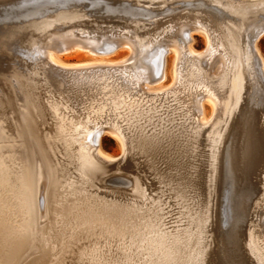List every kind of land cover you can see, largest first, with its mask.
<instances>
[{
  "label": "bare ground",
  "instance_id": "6f19581e",
  "mask_svg": "<svg viewBox=\"0 0 264 264\" xmlns=\"http://www.w3.org/2000/svg\"><path fill=\"white\" fill-rule=\"evenodd\" d=\"M168 1L0 0V264H43L51 259V239L66 244L52 225L37 226L38 206L51 196L45 182L53 184L55 214L79 211L82 218V202L66 201L81 189L67 180L61 183L60 176L71 165L97 184L100 168L116 167L106 163L115 156L101 149L103 133L122 146L125 164L113 173L127 177L129 188H124L130 191L103 208L119 228L134 232L141 225L153 232L148 238L163 255L158 264L177 260L173 248L162 245L167 235L162 226L168 222L196 228L204 264H264V61L254 44L264 31V0H178L176 10L164 7ZM91 6L120 13L114 18L121 23L117 35L99 34L88 24L70 25ZM28 29L32 35L44 34L30 36L31 43L24 45ZM195 30L205 36L202 50L191 45ZM23 45L50 64L40 83L22 67L8 64L4 49L16 53ZM119 47L127 48L125 56L102 57L107 54L102 49ZM71 49L99 56L86 62L113 66L109 77L114 86L107 94L123 127L94 122L97 109L91 124L80 130L82 121L71 120L60 101L48 95L42 104L41 82L83 104L93 96L91 71L60 68L68 63L56 54ZM168 49L174 56L172 80L161 85L160 93L146 94L160 91L149 86L164 80ZM203 100L209 104L207 113ZM197 120L212 125L221 120L225 130L211 127L220 135L208 140ZM81 138L90 148L79 143ZM216 223L222 229L219 246Z\"/></svg>",
  "mask_w": 264,
  "mask_h": 264
},
{
  "label": "rangeland",
  "instance_id": "374dc122",
  "mask_svg": "<svg viewBox=\"0 0 264 264\" xmlns=\"http://www.w3.org/2000/svg\"><path fill=\"white\" fill-rule=\"evenodd\" d=\"M170 2L172 5L170 4ZM174 2L178 5H175ZM178 2H179L178 0L168 1L164 5V7L166 6L165 8H168V6L170 5L169 6L170 8L168 9L176 10L179 8L178 6H181V2L180 3ZM90 8H92V6ZM86 12H87L86 15H84L83 17L81 15L79 16L81 20L78 19L77 17L74 20L75 22H73L70 25L76 26L78 24L81 25L88 24L86 26H88L89 29H94L99 34L109 33L113 36L118 34L116 33V31L120 30L119 26L121 25V23L114 21L115 20L114 18L116 17L121 18L120 17L121 15H119L120 13L108 14L98 8H92ZM53 13H54L53 11H50L47 13V15H51ZM262 22L263 21H257L258 24H261ZM258 24L256 25V27L259 26ZM75 28L74 30L77 29ZM249 28L250 30H248ZM249 28H247V32L248 34H251L250 31H254L255 28L253 26L252 28L251 27ZM32 32H33L32 29H28L26 31L25 33L26 41H24V45H29L31 43L29 39L30 36H34V35L40 36L44 34V33H33L32 35ZM204 43H205V36L202 31L195 30L191 32V45L194 49L196 50L204 49L205 48ZM254 44L258 48L259 53L264 61V31H262L257 35V37L254 39ZM24 45L19 46L18 47L19 50H17L16 53L11 49L10 50H7L8 48L4 49V51L9 53L10 61H8V64L17 66L19 68L22 67L23 71L32 75L34 77V80L40 83L39 78L41 76L43 77V75L45 74V69L48 68L50 64L47 63L46 57L41 58L35 56L34 52H30L26 50ZM243 47H245L244 43H243ZM102 50H105V52L107 53L102 57L105 59H112V60L125 56L128 52L126 47H119L115 50L114 48H108L109 51L106 48ZM11 52L12 54H16V55L15 56L12 55ZM165 54L166 55H165L164 80L159 84H154L149 86L150 88H157V90L154 91H158V90L160 91L152 92L153 90L147 89L149 91L146 92V94L160 93L161 91H163L161 89H164V87L168 85L172 80L173 65H174L173 52L171 49H168L167 53ZM56 55L60 57V59H62L63 62L68 63L61 65V67L58 66L61 69H69L70 71L87 69V72L91 71L94 80V88H93L94 94L87 101L88 103L86 102L83 104L84 101L81 102L76 98L70 99L67 96H65V94L63 95L61 93L59 94L58 92H56V90L53 87L50 88L49 86L48 88L47 86L45 87V84L41 82L40 87H41V93L43 94L41 101L42 104L46 105L45 101L48 95L52 96L49 98V100L54 99L57 102L60 101L61 102L60 106L66 109V112L68 113L71 120L73 119L74 122L82 121V124L78 126V129L80 130L85 124L87 125L91 124L92 122L91 115L97 109H100V113L97 115L96 119H93L94 122L96 121L98 123H101V126L113 125V127H118V126L123 127L124 122L122 121V118H120L119 114L116 113L117 110L115 111L113 109V104L111 100L108 98V94H107V92H109L114 86L111 81L112 78L109 77V74L111 73L110 67L113 66L111 65L104 66L103 64L94 65L93 63L95 61L86 62L88 61V59L97 58L99 56L87 52L84 49L82 50L71 49L69 51H65L64 53H60ZM81 63H84L83 65H85L86 63H90L94 67L90 64H88V67H86L87 65L83 66ZM161 85H165V86H161ZM49 89L53 91L54 95L48 93ZM130 89L131 88L128 87L127 90H125V92L129 91ZM135 91L136 90H133L134 93L140 94L138 93V91L136 92ZM142 91L144 92L145 90L143 89ZM202 102L205 112L207 113L209 110V104L205 100H203ZM228 108L229 105L226 109V112L228 111ZM120 110L124 111L123 108H120ZM109 112L111 113V115ZM226 112H224L223 114L221 113L222 118L227 117L226 115L228 113ZM211 115L212 116L214 115V111ZM211 115L209 119H212ZM197 121L199 124H201L200 127L206 129L204 132V136L207 139L213 138L214 136H215L214 138H218L220 135L219 132L217 133L214 132V134L211 133V127L213 129L215 128L214 129L215 131L217 130V128H219V130L222 129V133L225 130V125L221 120H219L220 123L217 121V123H215L214 125H212L213 121L211 120H210V124L208 123L203 124L201 123L200 120ZM115 122L117 125L115 124ZM85 141L87 140L81 138L79 140V143L82 145L87 144V146H89L87 143L88 141L86 142V144ZM100 147L103 151L118 158L116 159L114 157V159H112L111 161L110 160L106 161L107 164L115 165L116 167L119 166L120 164L121 165L125 164L126 158L122 159L123 157L122 146L113 135H111L110 133H103L100 139ZM211 149L212 147H210L209 150ZM67 159L69 160V157ZM116 167L100 168V172H99L100 175H99V179L97 180V184H90V180L88 179V177L84 173L78 172L76 167H72L71 165L69 167H66V173L64 177L60 176L61 183H64V180H67L66 182H71L72 185L77 187V189H81V192H78L77 194H72L68 196L67 200L66 199L65 200L68 201L67 202L68 204L82 202V218L79 217L80 215L79 211L76 212L75 214L72 212H67L66 214L65 213L55 214L53 212V207L58 205V203L53 201L54 200L52 197L53 184L50 183L49 179H46L45 185L46 187L49 186L48 190H50L49 193H51V196L48 200H46L45 203H42L41 206H38L37 219H36L37 226L39 228L41 227L46 228L52 225L54 231L57 233L59 232L58 235L61 233L59 237H66L65 242L66 241L67 242L66 244H62L57 239L54 238L51 239L50 242L48 243L51 259L43 264H99V263L100 264H131V263L158 264L160 260L163 261L161 258L163 255L162 256L160 255L162 254V252L157 250L158 246H156V242L148 238V236L153 235V232L148 233L146 231V228L141 227V225L135 226L134 232H132L131 229L130 230L127 229V227L123 229L119 228L114 217L111 214H109L107 211H105V209L103 208L104 205L106 204L105 202L112 203L114 199H118V198H121L123 200L124 197L123 196L120 197V194L130 193L129 190L125 189V188L127 189L129 188L128 183L126 182L128 180L127 177L121 173H113ZM57 169H60V167H57ZM127 172L131 173V171H127ZM136 175L140 176L141 174L137 173ZM115 176L118 178L120 177L121 181L120 179H117ZM251 176L252 175H250L249 178L250 182L253 181L252 183H255L256 182L255 177L252 176L253 177L252 178ZM48 182L49 185L47 184ZM126 185L128 187H125ZM242 223H241V227L244 226V224ZM215 225H216L215 227L216 244L219 246V242H220L219 239L221 238L222 229L218 228L217 223ZM162 228L167 234L162 239V245L164 246L163 248L164 249L173 248L172 249L173 254L177 258L175 264H204L200 260V236L196 228L188 225H184L183 223H172V222L166 223L164 226H162ZM57 233L55 234L57 235ZM134 235L135 236L137 235V237L134 238L132 241L130 237ZM150 249L155 250V252H153ZM126 251H127V255L125 253ZM150 252H152L151 255L147 256V254ZM245 254L247 258L251 261V263L252 262L255 263L256 259L254 258L253 254L250 251L248 252L247 250Z\"/></svg>",
  "mask_w": 264,
  "mask_h": 264
}]
</instances>
